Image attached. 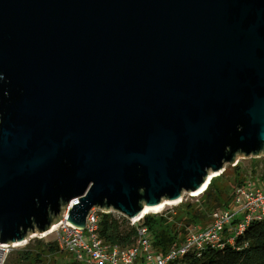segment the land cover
<instances>
[{
	"label": "water",
	"instance_id": "water-1",
	"mask_svg": "<svg viewBox=\"0 0 264 264\" xmlns=\"http://www.w3.org/2000/svg\"><path fill=\"white\" fill-rule=\"evenodd\" d=\"M262 154L264 0H0L2 243Z\"/></svg>",
	"mask_w": 264,
	"mask_h": 264
},
{
	"label": "trees",
	"instance_id": "trees-1",
	"mask_svg": "<svg viewBox=\"0 0 264 264\" xmlns=\"http://www.w3.org/2000/svg\"><path fill=\"white\" fill-rule=\"evenodd\" d=\"M254 161H258L254 159ZM226 168L214 176L207 188L195 201L183 200L176 206L168 207L160 213H148L142 217L139 226H147L153 251L167 253L171 248L181 245L192 230H200L212 221L213 214L222 209L231 208L239 186L253 184L264 186V174L254 183L258 169L246 171L241 161L234 166L230 176ZM258 176V175H257ZM229 179L235 184H224ZM263 182V183H262ZM263 184V185H262ZM234 190L232 191V189ZM232 235V231L228 233ZM100 236L114 246L128 248L139 237L138 225H133L127 216H116L113 212L101 213ZM64 252L55 239H36L25 248L17 251L18 259L24 264H40L48 253ZM185 264H264V219H256L246 229L237 234L234 243L223 247H207L203 252H192L182 259ZM64 264H80L72 260Z\"/></svg>",
	"mask_w": 264,
	"mask_h": 264
},
{
	"label": "built area",
	"instance_id": "built-area-1",
	"mask_svg": "<svg viewBox=\"0 0 264 264\" xmlns=\"http://www.w3.org/2000/svg\"><path fill=\"white\" fill-rule=\"evenodd\" d=\"M190 195L200 196L191 193ZM79 199L73 200L65 208L63 219L53 224L48 231L33 233L24 242H18V245L0 241V264L6 263L9 253L15 247L27 245L33 239L50 237L56 240L63 251L74 252L77 260L86 264H185L182 260L184 256L192 252L201 253L209 246L223 247L227 243H234L236 235L243 232L250 222L264 219V187L253 184L239 186L235 193V208L216 211L208 226L192 230L181 245L164 254L153 251L148 227L139 226L142 218H129L133 225H138L139 237L136 243L128 248L114 246L100 236L101 213L113 211L93 208L88 216L86 228L72 224L68 221V214ZM229 231L233 234L229 235Z\"/></svg>",
	"mask_w": 264,
	"mask_h": 264
},
{
	"label": "rangeland",
	"instance_id": "rangeland-1",
	"mask_svg": "<svg viewBox=\"0 0 264 264\" xmlns=\"http://www.w3.org/2000/svg\"><path fill=\"white\" fill-rule=\"evenodd\" d=\"M240 157V161H241V164L243 165V167L245 168L246 171H250L252 168L256 167L258 169V172L257 173H253V174H256V177H252L251 180H253L254 183H257L259 180H260V176L264 174V154H262L261 156L259 157H244V156H239ZM258 159V161H254ZM234 166L236 165H231V164H227L226 165V168H229L228 170V174L231 176L233 173H234ZM226 170V169H225ZM258 175V176H257ZM224 184H231L234 185L235 183L229 179L225 181H223ZM263 183V182H262ZM263 185V184H262ZM264 187V186H263ZM234 190V188L232 189V191ZM192 200V201H195L197 199H195V197H192L190 195V193H186L184 195V198L182 199L183 200ZM181 201V202H182ZM179 204V203H178ZM178 204H174V205H170V206H167L164 210H166L168 207H172V206H176ZM233 208L236 207V201L233 200V203L231 205ZM113 213L116 215V216H123L124 214L120 213V212H116V211H113ZM125 216V215H124ZM211 223V222H210ZM209 223V224H210ZM207 224V226L209 225ZM88 233V231H86ZM53 238V237H52ZM37 239H40V238H37ZM50 239V238H49ZM36 239H33L32 241H35ZM31 241V242H32ZM30 242V243H31ZM26 245H19L17 247H15L8 255V258L6 260V263L5 264H24L23 260L21 259H18V255H17V251L18 250H21L22 248H25ZM44 260L42 261V263L40 264H64V263H67L69 261H72L73 259L74 260H77V257L75 255L74 252L72 251H64V252H58V253H48L46 252V254L43 256ZM78 261V260H77ZM80 264H86L84 262H81V261H78ZM29 264V263H27ZM145 264H148V262H145Z\"/></svg>",
	"mask_w": 264,
	"mask_h": 264
},
{
	"label": "bare ground",
	"instance_id": "bare-ground-1",
	"mask_svg": "<svg viewBox=\"0 0 264 264\" xmlns=\"http://www.w3.org/2000/svg\"><path fill=\"white\" fill-rule=\"evenodd\" d=\"M217 175H219V173H211L210 174V176H212V178L214 177V176H217ZM211 178V179H212ZM210 182V181H209ZM208 182V183H209ZM208 183L203 187V188H201L200 190H198V191H195V192H193V193H191V194H193V195H200L201 193H203L204 191H205V189L207 188V186H208ZM182 201V199H179V200H176V201H167V202H165L164 204H160L158 207H154V208H148L147 209V211L146 212H144L142 215H140V216H138V217H136L137 219H139V218H142L143 216H145L146 214H148V213H152V212H155V213H160V212H162L167 206H170V205H174V204H178V203H180ZM18 244H20V243H18L17 242V245Z\"/></svg>",
	"mask_w": 264,
	"mask_h": 264
}]
</instances>
